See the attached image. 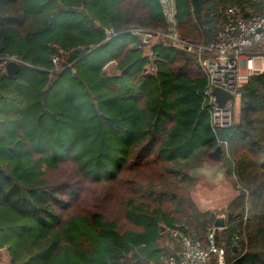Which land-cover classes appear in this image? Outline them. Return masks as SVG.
<instances>
[{
	"label": "trees",
	"instance_id": "obj_1",
	"mask_svg": "<svg viewBox=\"0 0 264 264\" xmlns=\"http://www.w3.org/2000/svg\"><path fill=\"white\" fill-rule=\"evenodd\" d=\"M65 1L0 0V57L23 62L15 76L0 73V231L11 232L0 248L10 264H161V226L202 244L215 227L229 264H264V71L243 87L239 120L213 131L197 56L158 42L150 61L131 32L166 31L159 0ZM174 1L179 36L201 45L228 5L264 15V0ZM110 61L119 74L104 70ZM222 140L238 193L216 227L220 212L189 198L188 172Z\"/></svg>",
	"mask_w": 264,
	"mask_h": 264
},
{
	"label": "built area",
	"instance_id": "obj_2",
	"mask_svg": "<svg viewBox=\"0 0 264 264\" xmlns=\"http://www.w3.org/2000/svg\"><path fill=\"white\" fill-rule=\"evenodd\" d=\"M159 2L166 31L152 33L132 29L131 32L139 35L137 37L149 59L154 57L152 47L158 42L164 47L183 49L195 54L199 68L207 80L206 87L200 94L203 107L208 113L209 125L213 131L231 128L237 122L236 106L243 87L254 75L264 71V54L255 50L264 42V15L244 14L237 5H228L225 8L226 18L221 22L215 40L201 45L179 36L175 1ZM113 33L112 29H107V38ZM11 60L23 63L16 56L0 57V69ZM52 63L57 66L59 57L53 56ZM214 87L231 94V99L223 106L214 103L215 98L211 95ZM218 142L224 145L222 154L229 156L227 142ZM214 229L207 232L205 244L194 235L189 236L178 228L171 229V237L179 245V252L170 255L165 264H227L224 248L215 242ZM237 240L238 237L235 236L233 243L236 244Z\"/></svg>",
	"mask_w": 264,
	"mask_h": 264
},
{
	"label": "rangeland",
	"instance_id": "obj_3",
	"mask_svg": "<svg viewBox=\"0 0 264 264\" xmlns=\"http://www.w3.org/2000/svg\"><path fill=\"white\" fill-rule=\"evenodd\" d=\"M67 1L68 0H66L65 2ZM255 50L259 53H264V42L261 43ZM144 55H147L145 51H144ZM150 61H153V58H150ZM104 69L109 75L119 74V71H117L115 68V63H111L110 65L108 64L107 66L104 67ZM154 71H155V67L153 65L151 64L145 65L146 73L151 74V73H154ZM25 73L27 72H24V74ZM75 88L79 89L78 87H75ZM52 92L56 93V90H52ZM240 109H241V105H240V100H239L236 106V116L238 117L237 121L239 120ZM203 163H204V160H203ZM218 164L220 165L217 168L220 170V173L218 174L220 177L219 180H217L218 175L215 176L208 169H206V171H202L201 170L202 165L188 172L193 177V179H195L196 181L194 186H192V188L189 191V198L191 199V201L195 204V206L198 209H200L199 203L201 202V199L210 200L209 205L214 207L213 209H210V210L219 211L220 212L219 214H221L224 212L225 207H226V202L221 203V201L226 200L224 198L225 195H229L228 192H236V191L238 192V189L233 184L232 179L225 176L224 168L222 166V160H221V163H218ZM214 172L216 173V171ZM197 203H198V206H197ZM166 205L167 203L165 202V206ZM223 215L225 216L224 213ZM10 234L11 232L8 230L5 231V233L0 231V239H3L6 242L5 238L9 237ZM18 234H21V232L17 231V235ZM8 240L9 239H7V241ZM0 264H10V258H9L6 248L0 249Z\"/></svg>",
	"mask_w": 264,
	"mask_h": 264
},
{
	"label": "crops",
	"instance_id": "obj_4",
	"mask_svg": "<svg viewBox=\"0 0 264 264\" xmlns=\"http://www.w3.org/2000/svg\"><path fill=\"white\" fill-rule=\"evenodd\" d=\"M111 63H115V65H116V62L115 61H110V62H108L105 66H107L108 64L110 65ZM21 65H23V63L21 64ZM104 66V67H105ZM105 70V69H104ZM0 73H4V74H6L5 73V70H4V68H2V69H0ZM20 73V72H19ZM114 75V74H113ZM115 75H117V74H115ZM15 76V75H14ZM10 77V76H9ZM220 165L217 163V162H213V161H210V160H207V161H205V159H204V163L202 164V168H201V170L202 171H206V169H208L210 172H212V174H214L215 176L216 175H218L219 173H220V170L219 169H217L218 167H219ZM214 171H216V173L214 172ZM220 179V177H219V175H218V177H217V180H219ZM238 192L236 191V192H228V194L229 195H225V199L226 200H224V201H221V203H223V202H228V200H230L233 196H235L236 194H237ZM201 197V196H200ZM209 202H210V200H203V199H201V202L199 203V210L200 211H206V210H210V209H213L214 207L213 206H211V205H209ZM217 202V201H216ZM197 206H198V203H197ZM201 206H203V207H201ZM224 213V212H223ZM223 213H221V214H218L217 215V217H220V216H222L223 218H224V222H225V216L223 215ZM163 226H161V230L163 231H165L164 232V234H163V240H161L162 241V243H161V259H162V263L161 264H165L166 263V260H167V258L170 256V255H172V254H177L178 252H179V245L174 241V239L171 237V234H170V230L171 229H167V228H162ZM217 227V226H216ZM215 228V227H214ZM195 236V235H194ZM233 245H236V244H234L233 243ZM1 249V248H0ZM5 249V248H4ZM156 254V253H155ZM155 256L156 255H150V260H151V263L153 262V260H155ZM225 260H226V258H225ZM226 263L227 264H229L227 261H226Z\"/></svg>",
	"mask_w": 264,
	"mask_h": 264
},
{
	"label": "water",
	"instance_id": "obj_5",
	"mask_svg": "<svg viewBox=\"0 0 264 264\" xmlns=\"http://www.w3.org/2000/svg\"><path fill=\"white\" fill-rule=\"evenodd\" d=\"M137 36H139V35H137ZM22 68L23 67H22L21 63H19L17 61H13V60L8 61L4 66V70H5L6 75L10 76V77L18 74L22 70ZM211 95L215 98L214 103L218 106H223L227 100L231 99V94L229 92L219 88V87H214L211 90ZM207 160L214 161L217 163H221L222 146L220 144L216 145L215 148L207 154L205 161H207ZM230 216H231L230 213H228L227 218L229 219ZM224 224H225V222H224V218L222 216L216 217L215 225L217 227H223ZM233 248L236 250L237 246L233 245Z\"/></svg>",
	"mask_w": 264,
	"mask_h": 264
}]
</instances>
